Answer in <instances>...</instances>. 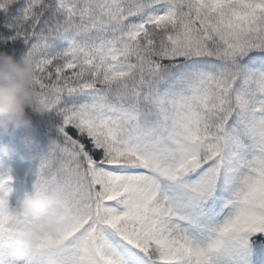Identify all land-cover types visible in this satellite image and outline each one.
Listing matches in <instances>:
<instances>
[{"label": "snow or ice", "instance_id": "snow-or-ice-1", "mask_svg": "<svg viewBox=\"0 0 264 264\" xmlns=\"http://www.w3.org/2000/svg\"><path fill=\"white\" fill-rule=\"evenodd\" d=\"M0 48L57 121L31 192L64 193L29 247L0 173V264H264V0H0Z\"/></svg>", "mask_w": 264, "mask_h": 264}, {"label": "clouds", "instance_id": "clouds-1", "mask_svg": "<svg viewBox=\"0 0 264 264\" xmlns=\"http://www.w3.org/2000/svg\"><path fill=\"white\" fill-rule=\"evenodd\" d=\"M33 75L28 59L18 60L7 52H0V129L3 131L31 126L28 110L37 112ZM63 199L64 193L58 189L47 193L33 191L21 199V208L32 218L21 233L29 247L41 233L56 234L63 227L58 217L47 215Z\"/></svg>", "mask_w": 264, "mask_h": 264}, {"label": "trees", "instance_id": "trees-1", "mask_svg": "<svg viewBox=\"0 0 264 264\" xmlns=\"http://www.w3.org/2000/svg\"><path fill=\"white\" fill-rule=\"evenodd\" d=\"M16 59L23 57V52L4 50ZM31 118L30 127L11 129L8 132L0 129V173L8 174L9 170L13 180L9 186L13 189V199L23 198L25 192H31L32 172L35 170L39 157L45 155L52 141L56 139V120L48 113L28 110Z\"/></svg>", "mask_w": 264, "mask_h": 264}]
</instances>
